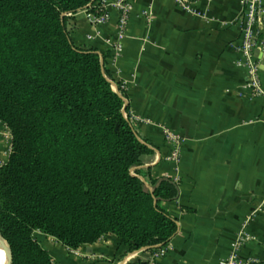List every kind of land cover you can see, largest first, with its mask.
<instances>
[{
  "label": "crops",
  "instance_id": "crops-1",
  "mask_svg": "<svg viewBox=\"0 0 264 264\" xmlns=\"http://www.w3.org/2000/svg\"><path fill=\"white\" fill-rule=\"evenodd\" d=\"M130 3L124 50L115 59L116 10L104 25L88 17L97 16L100 8L81 10L70 16L68 29L75 45L108 55L111 81L129 107L125 114L135 117V131L151 149L135 168L142 179L150 189V175L156 186L166 177L180 179L177 200L161 204L178 232L160 264H220L246 221L255 240L243 255L264 261V97L249 90L239 65L243 0H193L188 10L175 0ZM254 58L264 87V27ZM165 128L184 138L179 166L166 161ZM11 144L10 130L0 121V166ZM36 237L54 264L151 260L147 249L130 252L113 234L78 248L82 256L41 232Z\"/></svg>",
  "mask_w": 264,
  "mask_h": 264
},
{
  "label": "trees",
  "instance_id": "trees-1",
  "mask_svg": "<svg viewBox=\"0 0 264 264\" xmlns=\"http://www.w3.org/2000/svg\"><path fill=\"white\" fill-rule=\"evenodd\" d=\"M100 0H0V121L12 137L0 167V232L11 264H53L41 232L78 249L108 234L130 252L166 247L177 222L161 206L171 177H141V142L106 67L75 45L70 16ZM104 59V64L102 62Z\"/></svg>",
  "mask_w": 264,
  "mask_h": 264
},
{
  "label": "built area",
  "instance_id": "built-area-1",
  "mask_svg": "<svg viewBox=\"0 0 264 264\" xmlns=\"http://www.w3.org/2000/svg\"><path fill=\"white\" fill-rule=\"evenodd\" d=\"M176 3L184 9H190L193 0H175ZM264 0H243L244 10L239 18L241 35L239 40L238 50L242 55V60L239 65L245 69L248 76L247 87L253 92L255 96L264 97V87L261 79V69L259 64L255 61L254 53L261 43V34L264 25L262 18L264 17ZM100 13L92 18V14H88L90 19L98 25H104L111 19V10L118 12V20L116 27L117 41L113 44V58L122 55L124 50V40L126 37L127 27L131 19V3L130 0H100ZM137 118V117H136ZM138 119V118H137ZM132 122L135 117L131 116ZM163 138L170 147L169 155L166 158L167 162H171L179 166L182 159V146L184 143L183 136L172 129H163ZM1 167V166H0ZM177 183L180 179L173 178ZM264 208V202L261 206ZM246 221L244 228L236 235L231 247L230 254L221 261L220 264H264L258 258H245L243 252L245 248L255 240L247 230ZM68 248V247H67ZM68 251L75 256H82L78 249L68 248ZM170 251V243L156 252H150L151 260L149 264H160Z\"/></svg>",
  "mask_w": 264,
  "mask_h": 264
},
{
  "label": "water",
  "instance_id": "water-1",
  "mask_svg": "<svg viewBox=\"0 0 264 264\" xmlns=\"http://www.w3.org/2000/svg\"><path fill=\"white\" fill-rule=\"evenodd\" d=\"M102 62L104 64V59H102ZM117 93L120 95V92L117 91ZM121 96V95H120ZM122 97V96H121ZM123 98V97H122ZM125 101V100H124ZM126 104L124 108V112L126 110ZM143 142V141H141ZM0 249L4 252L5 255H1L0 257V264H11L12 261V255H11V250L8 242L6 239L3 237L2 233L0 232Z\"/></svg>",
  "mask_w": 264,
  "mask_h": 264
},
{
  "label": "bare ground",
  "instance_id": "bare-ground-1",
  "mask_svg": "<svg viewBox=\"0 0 264 264\" xmlns=\"http://www.w3.org/2000/svg\"><path fill=\"white\" fill-rule=\"evenodd\" d=\"M2 255H5L3 251H2Z\"/></svg>",
  "mask_w": 264,
  "mask_h": 264
},
{
  "label": "rangeland",
  "instance_id": "rangeland-1",
  "mask_svg": "<svg viewBox=\"0 0 264 264\" xmlns=\"http://www.w3.org/2000/svg\"><path fill=\"white\" fill-rule=\"evenodd\" d=\"M54 264V263H53Z\"/></svg>",
  "mask_w": 264,
  "mask_h": 264
}]
</instances>
